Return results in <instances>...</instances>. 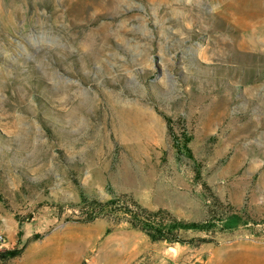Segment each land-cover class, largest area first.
I'll use <instances>...</instances> for the list:
<instances>
[{
	"label": "rangeland",
	"instance_id": "obj_1",
	"mask_svg": "<svg viewBox=\"0 0 264 264\" xmlns=\"http://www.w3.org/2000/svg\"><path fill=\"white\" fill-rule=\"evenodd\" d=\"M0 264H264V0H0Z\"/></svg>",
	"mask_w": 264,
	"mask_h": 264
},
{
	"label": "trees",
	"instance_id": "obj_2",
	"mask_svg": "<svg viewBox=\"0 0 264 264\" xmlns=\"http://www.w3.org/2000/svg\"><path fill=\"white\" fill-rule=\"evenodd\" d=\"M164 120L166 121L168 130L170 134H174V120L172 117L159 112ZM181 123V120H179ZM175 136V135H172ZM182 144L185 151L191 157V150L188 147V142L190 140L189 135L185 130L182 131ZM175 139V137H173ZM115 203V199H109L106 201H100L98 199H91L88 204L90 210L93 212L92 218L101 214L102 212L112 211V206ZM120 210L123 214L127 216V221L129 224L143 231L151 240H168L171 242H183L184 240L180 238L179 232L186 229L194 230H206V226L198 222H184L176 219L172 214H170L165 209H157L155 211L149 210L136 201L131 200L129 203L124 205H119ZM132 206V207H131ZM17 250H10L6 252L7 257H13L18 254Z\"/></svg>",
	"mask_w": 264,
	"mask_h": 264
}]
</instances>
